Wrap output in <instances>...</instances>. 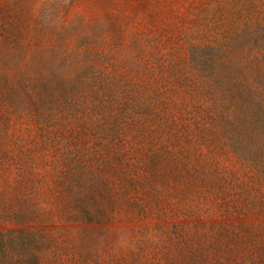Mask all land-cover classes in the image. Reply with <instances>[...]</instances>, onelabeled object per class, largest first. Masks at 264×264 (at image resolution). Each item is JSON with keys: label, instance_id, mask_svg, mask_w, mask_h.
Wrapping results in <instances>:
<instances>
[{"label": "rangeland", "instance_id": "1", "mask_svg": "<svg viewBox=\"0 0 264 264\" xmlns=\"http://www.w3.org/2000/svg\"><path fill=\"white\" fill-rule=\"evenodd\" d=\"M0 264H264V0H0Z\"/></svg>", "mask_w": 264, "mask_h": 264}]
</instances>
